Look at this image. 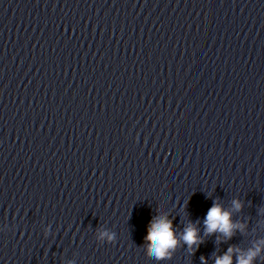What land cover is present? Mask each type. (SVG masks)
Here are the masks:
<instances>
[{
	"label": "clouds",
	"instance_id": "clouds-1",
	"mask_svg": "<svg viewBox=\"0 0 264 264\" xmlns=\"http://www.w3.org/2000/svg\"><path fill=\"white\" fill-rule=\"evenodd\" d=\"M233 205L238 210L241 208V204L238 200H234ZM230 215L231 214L227 210H224L219 203H213V206L208 210L204 220L206 232L212 234L218 231L230 238L233 235V230L239 227V225L231 221ZM147 233L145 240L149 242L148 253L157 260L167 257L170 254L169 250L175 249L177 245L172 222L165 216L154 217L149 223ZM182 239L189 247L198 245L201 242L197 229L191 224L185 228ZM232 252L233 249L229 248L227 254L222 258H217L216 264H231ZM259 252V247L249 249L239 257L238 264H252Z\"/></svg>",
	"mask_w": 264,
	"mask_h": 264
}]
</instances>
